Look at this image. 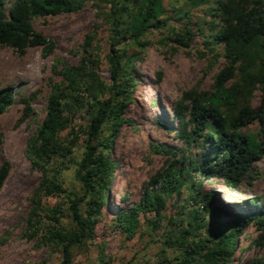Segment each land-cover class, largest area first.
<instances>
[{
  "label": "rangeland",
  "instance_id": "374dc122",
  "mask_svg": "<svg viewBox=\"0 0 264 264\" xmlns=\"http://www.w3.org/2000/svg\"><path fill=\"white\" fill-rule=\"evenodd\" d=\"M4 1L7 11L15 0ZM114 1L84 0L72 12L33 17V30L54 43L47 55H43V47H28L21 55L9 46H0V92H12L11 104L0 113V167L9 164L0 187V264L62 263L61 248L49 241L48 232L53 226L69 235L78 229L71 207L77 198L78 210L92 229L87 227L86 238L71 248L69 264L181 261L189 237L184 231L186 219L195 211L201 214L208 193L212 194L209 212L202 217V227H195L194 234L199 238L213 239L215 227L223 228L264 208V157L253 163L235 188L228 187L220 177L205 176L200 170L215 152L212 144L216 137L206 139L204 132L194 141L187 139L190 126L184 135L182 121L174 111L182 109L186 121L191 107L184 99L188 92L201 94L202 104L218 96L215 78L228 61L223 46L207 39L222 27L215 0L199 4L162 0L158 27L140 35L139 44L134 39L125 40L121 29L120 45L116 47L111 44ZM262 3L254 8L264 17V0ZM188 31L192 34L188 46L174 41L175 34ZM260 43L258 39L246 49L247 56L255 57V64L247 71L249 76L237 64L218 99V108L227 121L244 106H259L262 84L255 76L263 69ZM122 48L130 57L131 79L126 97L118 98L124 102L123 121L107 155L117 167L101 208L102 217L93 222L88 198L81 200L83 189L77 172L87 145L99 148L109 134L108 127H103L90 137L89 125L95 98L106 100L116 91L109 57L115 55L113 50ZM55 86L71 94L64 110L69 124L57 135V142L70 147L71 152L34 164L29 155L30 142L46 116ZM237 133L258 143L259 124L252 122ZM224 155L216 154V163ZM205 170L212 174L213 170ZM50 182L59 183L62 192L48 194L46 186H51ZM147 193L161 195L163 207L138 213L140 226L128 236L117 225V216L129 212ZM36 220L32 231L31 224ZM240 228L230 263L264 258V244L257 242V226L251 222Z\"/></svg>",
  "mask_w": 264,
  "mask_h": 264
},
{
  "label": "trees",
  "instance_id": "16d2710c",
  "mask_svg": "<svg viewBox=\"0 0 264 264\" xmlns=\"http://www.w3.org/2000/svg\"><path fill=\"white\" fill-rule=\"evenodd\" d=\"M193 3H201L207 0H190ZM84 0H15L11 3L7 11L4 10L5 1L0 0V46H9L23 54L28 47H43V55H47L54 49V43L45 38L42 34L33 30L31 20L33 17L55 16L61 13H69L79 8ZM113 4V3H112ZM262 0H215L216 12L221 18L222 27L215 35L207 36L212 44L223 46V55L228 61V65L222 69L215 78V88L217 97L211 98L210 103L202 104L203 96L194 92L184 94V99L191 103L186 121L185 112L180 108H175V113L182 121V131L186 134L187 126L190 132L186 134L187 139L193 141L199 135H204L209 139L210 135L215 136L216 142L212 144L215 152L205 162L200 170L205 176H217L224 180L230 188L237 187L242 178L247 174L250 167L256 161L264 157V61L262 62L261 73L255 77L262 84V95L259 106L251 109L248 106L242 107L235 117L230 121L220 112L218 99L224 94V85L233 78L237 69L249 76L247 73L250 65L255 62L254 58L247 56L246 49L258 39H261L260 47L264 53V17L258 14L257 9L262 5ZM114 11L112 40L113 47L120 45L121 29L125 31V40H132L139 44V36L147 32L151 27H158L159 17L163 12L162 0H118L113 4ZM253 6V7H251ZM126 19H129L128 21ZM128 36V37H127ZM213 37V38H212ZM192 34L190 32L175 34L174 41L181 45L188 46ZM116 51L111 55V75L115 83L116 91L111 93L106 100L94 101V115L89 125V135L94 137L103 127H108L109 134L105 143L99 148L88 144L86 152L79 163L77 179L81 182L83 189L82 199L88 198L87 205L90 207L92 221L99 220L101 208L105 204L106 195L110 189L116 164L107 158L112 146V139L117 133L119 124L123 121L122 109L124 107L123 98L126 97L127 89L130 86L129 61L130 57L125 52V48ZM75 71V70H74ZM77 71V70H76ZM69 88L71 84L69 82ZM68 89L55 86L48 99L47 112L41 125L38 127L35 136L32 138L29 147V155L34 164H39L53 157H65L70 154V147L62 146L57 142V135L69 124V118L64 115L66 101L71 98ZM117 96V97H116ZM12 102V92L10 90L0 92V113ZM259 124V141L255 143L251 138L237 133V131L252 122ZM110 127V128H109ZM213 127V128H210ZM223 156V160L216 163L214 157ZM9 169V164L4 163L0 167V187L5 180ZM205 169L213 170L212 174H207ZM205 172V173H204ZM207 174V175H206ZM174 181L179 182L173 176ZM51 186H46V192L52 194L62 192L60 184L50 182ZM176 187V186H174ZM212 194L205 195V203L201 214L198 211L190 213L186 219L185 233L186 249L183 250L182 259L175 264H231V257L235 250L237 235L240 227L253 222L259 235L257 242L264 244V208L257 213L241 217L239 220L226 224L223 228H216L213 232V239L196 236L195 227H202L203 216L209 212L208 203ZM80 198L74 199L71 203L72 214L76 220L78 229L67 234L53 226L49 230V241L60 246L63 261L60 264L71 262V248L81 244L86 238L87 221L78 210ZM253 202H257L254 200ZM163 207V198L157 194L152 196L147 193L142 201L134 206L129 212H122L117 216V225L124 229L128 236L133 235L140 226L138 213L155 208L159 211ZM49 211H47L48 213ZM46 216H49L48 214ZM32 216H35L32 215ZM201 216V217H198ZM33 221V218H30ZM199 220L200 224H196ZM55 221L57 219L55 218ZM31 224L32 231L36 229V224ZM206 226V225H205ZM245 264H264V258H255Z\"/></svg>",
  "mask_w": 264,
  "mask_h": 264
},
{
  "label": "bare ground",
  "instance_id": "6f19581e",
  "mask_svg": "<svg viewBox=\"0 0 264 264\" xmlns=\"http://www.w3.org/2000/svg\"><path fill=\"white\" fill-rule=\"evenodd\" d=\"M229 201V200H228Z\"/></svg>",
  "mask_w": 264,
  "mask_h": 264
}]
</instances>
